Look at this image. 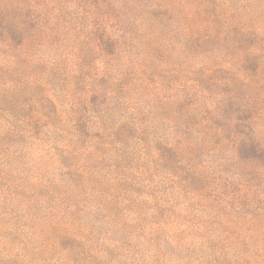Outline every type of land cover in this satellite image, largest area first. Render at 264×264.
<instances>
[{
    "label": "rangeland",
    "instance_id": "obj_1",
    "mask_svg": "<svg viewBox=\"0 0 264 264\" xmlns=\"http://www.w3.org/2000/svg\"><path fill=\"white\" fill-rule=\"evenodd\" d=\"M115 1L0 0V105L68 113L0 118V264H264V0Z\"/></svg>",
    "mask_w": 264,
    "mask_h": 264
},
{
    "label": "trees",
    "instance_id": "obj_2",
    "mask_svg": "<svg viewBox=\"0 0 264 264\" xmlns=\"http://www.w3.org/2000/svg\"><path fill=\"white\" fill-rule=\"evenodd\" d=\"M16 1H18L20 3V8H24V9H28V10L30 8H32L34 10L33 3H32V1H34V0H16ZM132 1L135 4L137 2H145L147 0H120L118 2L119 4L117 3V1H115V3L112 5H114V8H116L120 5H124L125 7H127L128 2H132ZM185 1L186 0H178L177 2H175L171 6L172 14L178 13L177 10L181 7L179 5H182V3L184 5ZM196 1L197 0H191V3H193V6H194V3ZM45 2H46V0H45ZM211 3H212V0H199L198 6L196 7L195 11H200V9H203L202 7H208L209 5H211ZM45 6L46 5H44V7ZM162 6H163V4H162ZM168 7L169 6L167 4H165L164 8H168ZM49 16L50 15L48 14V11H45L43 13L42 20L38 22V26L41 27L42 26L41 22L43 23L45 19L49 18ZM116 23L120 24V20L117 19ZM52 32H50V33L52 34ZM34 34H36V33H33V35ZM99 41L106 44V43H108L109 39L104 41L103 36H101L99 38ZM115 46L117 47V51H118L119 50L118 49V43H115ZM31 61H32V57H31ZM45 73H48V71ZM35 75H36V70L34 71L33 78H30V79L29 78L28 79L20 78L19 84L17 86H15L14 90H16L17 92H20V90L25 89L27 87V85L30 83H32V86H37L42 90H43V88H46L47 86L50 87V84L48 82H46L45 80L41 79L42 82L38 81L39 79L36 78ZM31 76H32V74L29 75L28 77H31ZM92 91H93L92 95L89 96L86 100H84V102L75 104V107L81 106L80 110L74 111L72 113L73 117L71 118L73 123H74L72 128L74 130L75 135L73 137H75V140H81V138L86 137V138H89V142H91V140H93V139L98 140L99 138H102L104 133L108 132V131H103V126H101V123L104 121V119L108 117V115H103L104 111L102 110V107H103V104L105 102L103 101V102L97 103L96 106H93V105H95L96 102L91 101L92 96H95L96 100H100L101 99L100 93L105 95L104 94L105 90L102 87V88H98L95 90H91L88 93H91ZM0 92H1V89H0ZM16 104H18V103L16 102ZM52 109H53V111L48 112V113L34 109V110H31L30 113L27 115H23V116L20 115L19 117H16V116L12 115L10 110H8V109H6L0 105V112H1L0 118H1V116H3V118L5 120H10L11 122H14V123L17 122V124H22V123L25 124L26 129L22 130L21 132H16L15 134L17 136H21L22 138L23 137L24 138L29 137V138L35 139V138H37V136L40 133L38 130L39 127L40 128L41 127L43 128L45 126H48V128L54 127V129H52V130L58 131V128H56V126H54L52 123L42 125L41 121L44 118H46L47 120H51L54 116L59 117L60 115H62V112H64L65 115L68 114L65 110H63V107H62V109L52 107ZM108 118L106 120H108ZM17 124H15V126ZM89 124H91V125H89ZM92 125H94V126H92ZM94 127L96 129L95 133H94ZM82 129H84V131ZM13 130H15V127ZM81 133H83V135H81ZM236 141L237 140L233 141V143H234L233 148H235V149H236V143H237ZM61 165L67 171V173H65L67 176L72 177L73 174H75V173L71 172L72 166L62 164V163H61ZM78 170H81V172L87 171V169L85 167H80V168H78ZM15 192H16L15 188H12L11 194L13 195V197L15 196Z\"/></svg>",
    "mask_w": 264,
    "mask_h": 264
}]
</instances>
